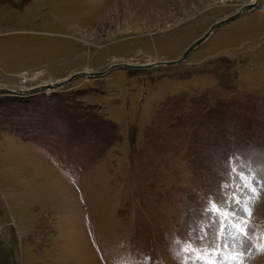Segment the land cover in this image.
<instances>
[{"label": "rangeland", "instance_id": "rangeland-1", "mask_svg": "<svg viewBox=\"0 0 264 264\" xmlns=\"http://www.w3.org/2000/svg\"><path fill=\"white\" fill-rule=\"evenodd\" d=\"M250 2L0 0V264H264Z\"/></svg>", "mask_w": 264, "mask_h": 264}, {"label": "water", "instance_id": "water-1", "mask_svg": "<svg viewBox=\"0 0 264 264\" xmlns=\"http://www.w3.org/2000/svg\"><path fill=\"white\" fill-rule=\"evenodd\" d=\"M251 4H253V5H246V6H244V7H242L240 10H238V12L237 13H235V14H233V15H231V16H229V17H227V18H225V19H223V20H220V21H218V22H216V23H214L213 25H211L210 26V28L207 30V32L206 33H204L201 37H199L198 39H196L195 41H193L185 50H184V52L182 53V55H181V58L179 59V60H177V61H175V62H173L172 64H179L195 47H197L200 43H202L207 37H208V35L214 30V29H216V28H218V27H220V26H222V25H224V24H226L227 22H229L230 20H232V19H234L235 17H237L241 12H243V11H245V10H248V9H250V8H253V7H257L256 6V3L255 2H253V3H251ZM171 63L169 64V63H162V65H165V66H169V65H172ZM114 67H110L107 71H110L111 69H113ZM141 68H143V67H141ZM132 69H137V70H141L140 68H138V67H133ZM85 75H87V76H92V75H97V74H86V73H84V72H81V73H79V74H75V75H73V76H70V77H68L65 81L66 82H69L70 80H72L73 78H76L77 76H85ZM0 91H3V92H0V94H2V93H5V91L4 90H2V89H0ZM16 95H18V93L16 92L15 93ZM28 94H31V93H28ZM19 95H23V94H19Z\"/></svg>", "mask_w": 264, "mask_h": 264}, {"label": "bare ground", "instance_id": "bare-ground-1", "mask_svg": "<svg viewBox=\"0 0 264 264\" xmlns=\"http://www.w3.org/2000/svg\"><path fill=\"white\" fill-rule=\"evenodd\" d=\"M256 0H253V2H255ZM253 2H250V3H247V4H245V5H253V4H251V3H253ZM258 3V2H257ZM245 5H243V6H245ZM256 5H258V4H256ZM242 6V7H243ZM241 7V8H242ZM240 8V9H241ZM255 9H260V7L258 8H255ZM250 10H252V9H249V10H246V12L247 11H250ZM231 22V21H230ZM229 23V22H228ZM220 28V27H219ZM210 36V34L208 35V37ZM208 37L204 40V42L208 39ZM55 86H56V84H55ZM53 88H54V84H48V85H46V86H44V88H42V87H37V88H35V89H33V90H26V89H23L22 91H10V90H7V89H2V90H4L5 91V93H2V94H0V95H14V96H16V97H21V95H19L20 93H22V92H29V93H32V92H34L35 90H37V91H42V89H43V91L45 92H47V91H52L53 90ZM0 92H3V91H0ZM18 93V95H16L15 93Z\"/></svg>", "mask_w": 264, "mask_h": 264}, {"label": "flooded vegetation", "instance_id": "flooded-vegetation-1", "mask_svg": "<svg viewBox=\"0 0 264 264\" xmlns=\"http://www.w3.org/2000/svg\"><path fill=\"white\" fill-rule=\"evenodd\" d=\"M255 3L257 4V0L255 1ZM245 6H246V5H245ZM256 6H257V5H256ZM243 7H244V6H243ZM257 7H258V6H257ZM257 7H253V8H250V9H255V8H257ZM258 8H259V7H258ZM248 10H249V9H248ZM260 10L264 13V8H260ZM245 11H246V10H245ZM245 11H243V12H245ZM243 12H241L237 17H235L234 19H232V20H230V21L236 20V19H238V18L244 16L245 14H243ZM248 12H249V11H248ZM230 21H229V22H230ZM227 23H228V22H227ZM227 23H226V24H227ZM212 25H213V24H212ZM224 25H225V24H224ZM222 26H223V25H222ZM220 27H221V26H220ZM218 28H219V27H218ZM216 29H217V28H216ZM214 30H215V29H214ZM214 30H213V31H214ZM213 31H212V32H213ZM212 32H211V33H212ZM211 33H210V34H211ZM197 39H198V38H197ZM195 40H196V39H195ZM195 40H194V41H195ZM203 42H204V41H203ZM262 43H263V42H262ZM200 44H202V43H200ZM200 44H199V45H200ZM199 45H198V46H199ZM188 46H189V45H188ZM198 46H197V47H198ZM240 46H241V45H240ZM240 46H238V48L241 49V50H244V47H243V46L240 47ZM260 46H261V45H252L251 51H257V48L260 47ZM197 47H195V48H197ZM186 48H187V47H186ZM195 48H194V49H195ZM194 49H193V50H194ZM193 50H192V51H193ZM192 51H191V52H192ZM183 52H184V51H183ZM191 52H190V53H191ZM229 53H234L233 55H231L230 58H231L232 60L235 59V57H236V54H235V53H237V52H229ZM132 68H133V67H132ZM132 68H128L127 70H129V71H133V72H134V71H139V70H137V69H132ZM135 68H136V67H135ZM134 73H135V72H134Z\"/></svg>", "mask_w": 264, "mask_h": 264}, {"label": "crops", "instance_id": "crops-1", "mask_svg": "<svg viewBox=\"0 0 264 264\" xmlns=\"http://www.w3.org/2000/svg\"><path fill=\"white\" fill-rule=\"evenodd\" d=\"M1 6H2V9H3L2 14H4L6 16V20L9 19L10 14L6 13V11H8L9 9L4 4H2ZM6 20L5 21H0V23H1L0 27L3 26V28L6 29V25L8 24ZM1 30L2 29L0 28V32H1Z\"/></svg>", "mask_w": 264, "mask_h": 264}]
</instances>
